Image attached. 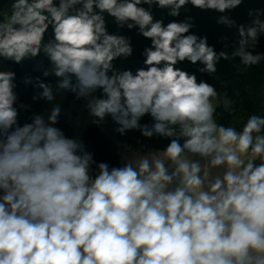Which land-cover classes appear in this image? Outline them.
<instances>
[{
    "label": "clouds",
    "instance_id": "9594fccd",
    "mask_svg": "<svg viewBox=\"0 0 264 264\" xmlns=\"http://www.w3.org/2000/svg\"><path fill=\"white\" fill-rule=\"evenodd\" d=\"M243 2L11 0L0 9V264H264V115L239 129L219 123L217 109L231 113L235 101L177 67L199 63L214 76L221 60L264 61L255 52L264 9L249 10L247 25L227 15ZM188 4L236 28L231 51L191 32L192 16L154 19L153 6L179 17ZM106 17L151 41L143 67H116L134 50ZM25 61L32 72L20 82L52 106L21 124L30 105L5 63ZM68 94L91 124L140 133L136 146L121 145L119 166L57 127V98ZM153 139L168 143H144Z\"/></svg>",
    "mask_w": 264,
    "mask_h": 264
},
{
    "label": "trees",
    "instance_id": "16d2710c",
    "mask_svg": "<svg viewBox=\"0 0 264 264\" xmlns=\"http://www.w3.org/2000/svg\"><path fill=\"white\" fill-rule=\"evenodd\" d=\"M0 3L5 7L10 5L9 0H0ZM143 6L148 7L147 5ZM252 9H264V0H244L239 7L231 10L227 15L235 20L238 25H247L252 19L248 15L249 10ZM152 12L154 19H162L165 25L172 20L183 21L186 17L192 16L195 27L191 29V32L200 36H207L209 45L214 46L217 52L225 49L226 45H228L227 50L231 51L232 43L238 39L236 28H227L224 25L217 24L216 20L221 13L215 11H201L200 9L194 8L191 4H188L186 9L181 11L179 17H171L168 15L167 9L162 10L156 6L152 7ZM261 19H264V16H261ZM106 21L109 32L116 33L119 31V34L130 38L134 50L133 55L127 60H117L115 62L116 67L131 68L132 70L143 67L144 57L142 53L145 47L151 45V41L139 35L136 29L128 30L125 28L118 30L111 17H106ZM223 37H227V40H224ZM255 52L264 53V35L260 36ZM40 59H43V57H40ZM44 63H47V61L44 60ZM6 64L9 70L17 73L18 87L16 92L19 97V102L30 105L28 111L21 110L19 122L23 124L29 120L33 113H37L41 109L45 101L40 100L39 102H34L31 99L33 95L31 86L26 87L20 82L23 76L32 72L33 62L25 61L23 65L10 62H6ZM177 67L190 74H196L198 81H207L214 85L219 92H226L235 101V110L231 113L224 112L222 107L217 109L216 118L219 123L225 125L235 124L239 129L249 115H264V61L256 66L244 68L239 63L238 58L231 61L221 60L217 65V73L214 76L200 73L198 69L203 67V65L199 63L193 65L188 61H184L178 63ZM32 74L39 75V73ZM66 101H74L83 105V101H75L71 94L66 95ZM150 122L151 120L148 116L142 120V123ZM57 127L61 128L67 136H72V129L65 119L60 118ZM116 136L133 146H136L138 139H142L140 133L135 131L129 132L123 137L116 133ZM81 139L86 144L87 150L94 154V159L97 162H107L110 166H119V154L113 139L103 133L99 127L95 125L86 126L82 130ZM144 143L151 147L162 148L168 141L164 139H153L151 141H144Z\"/></svg>",
    "mask_w": 264,
    "mask_h": 264
},
{
    "label": "rangeland",
    "instance_id": "374dc122",
    "mask_svg": "<svg viewBox=\"0 0 264 264\" xmlns=\"http://www.w3.org/2000/svg\"><path fill=\"white\" fill-rule=\"evenodd\" d=\"M9 2L11 3V0H9ZM3 6L4 5L0 3V9L5 8V6ZM5 68L9 70L8 65L6 63ZM57 102L61 103L62 105V115L60 118L65 119V121L69 124L72 129L71 137L78 136L81 138L82 130L88 125H93L88 122L87 114L83 111L82 104L74 101H66V96L62 100L60 97H58ZM51 106V104L44 102L41 109L37 113L46 114V110H50ZM114 127L115 125L111 122V120H108L107 123L102 127H99V129L113 139L119 154L120 165L122 153L121 145L127 142L117 138L116 133L113 131Z\"/></svg>",
    "mask_w": 264,
    "mask_h": 264
}]
</instances>
